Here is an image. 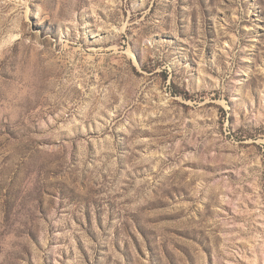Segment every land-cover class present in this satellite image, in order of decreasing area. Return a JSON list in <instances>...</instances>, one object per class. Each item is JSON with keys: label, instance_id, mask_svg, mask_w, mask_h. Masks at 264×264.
<instances>
[{"label": "rangeland", "instance_id": "rangeland-1", "mask_svg": "<svg viewBox=\"0 0 264 264\" xmlns=\"http://www.w3.org/2000/svg\"><path fill=\"white\" fill-rule=\"evenodd\" d=\"M0 264H264V0H0Z\"/></svg>", "mask_w": 264, "mask_h": 264}]
</instances>
